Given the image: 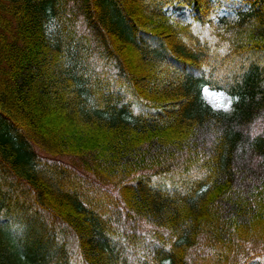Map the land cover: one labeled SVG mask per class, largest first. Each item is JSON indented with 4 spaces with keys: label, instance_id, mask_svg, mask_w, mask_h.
Listing matches in <instances>:
<instances>
[{
    "label": "trees",
    "instance_id": "trees-1",
    "mask_svg": "<svg viewBox=\"0 0 264 264\" xmlns=\"http://www.w3.org/2000/svg\"><path fill=\"white\" fill-rule=\"evenodd\" d=\"M168 1L0 0V264L264 251V0L220 30L202 0L188 25Z\"/></svg>",
    "mask_w": 264,
    "mask_h": 264
},
{
    "label": "rangeland",
    "instance_id": "rangeland-1",
    "mask_svg": "<svg viewBox=\"0 0 264 264\" xmlns=\"http://www.w3.org/2000/svg\"><path fill=\"white\" fill-rule=\"evenodd\" d=\"M182 7L183 6L179 7L177 5L172 6V8L175 9L178 13L182 10L183 13L187 16L189 10L187 8L183 9ZM234 14L235 13H232L230 11H223L222 9H217L215 12L212 13L211 16L213 20L216 22V20H218V17L222 15H227L229 16L230 20H233L235 18ZM205 97L210 103L213 104L215 108L230 111L233 107L234 99L224 93L212 91V90H206ZM251 156H253V154H251ZM255 168L259 170V167H254L253 169Z\"/></svg>",
    "mask_w": 264,
    "mask_h": 264
}]
</instances>
